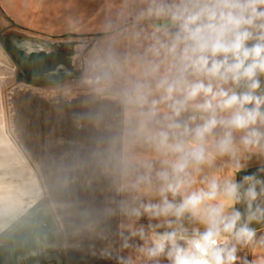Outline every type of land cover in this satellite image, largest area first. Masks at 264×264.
Wrapping results in <instances>:
<instances>
[{
    "label": "clouds",
    "instance_id": "1",
    "mask_svg": "<svg viewBox=\"0 0 264 264\" xmlns=\"http://www.w3.org/2000/svg\"><path fill=\"white\" fill-rule=\"evenodd\" d=\"M107 8L63 89L82 97L87 140L0 209V251L26 259L62 244L112 264H264L241 254L264 250L254 226L264 228V0Z\"/></svg>",
    "mask_w": 264,
    "mask_h": 264
},
{
    "label": "rangeland",
    "instance_id": "2",
    "mask_svg": "<svg viewBox=\"0 0 264 264\" xmlns=\"http://www.w3.org/2000/svg\"><path fill=\"white\" fill-rule=\"evenodd\" d=\"M8 24L9 22H5L0 14V40L4 39L6 43L10 40L34 38L48 42L54 51L65 47L71 52L68 59L74 75L71 80L60 85V92L52 96L49 94L53 88L51 86L36 87L20 81L18 69L9 60L0 44V53L3 56L0 67H9L0 91V135L34 185L43 187L51 179L53 161L87 140L88 130L78 126L75 119L76 114L85 111L81 104L82 97L65 96L63 89L65 87L74 89L76 77L79 75L76 71L79 54L92 40H78L76 37L38 38L16 30ZM4 111L6 122L2 117ZM89 195L87 192L80 193L82 199L89 198ZM58 248L66 264H112L111 261L93 257L86 250L71 245L64 247L61 244ZM241 254L250 257V248L242 250Z\"/></svg>",
    "mask_w": 264,
    "mask_h": 264
},
{
    "label": "crops",
    "instance_id": "3",
    "mask_svg": "<svg viewBox=\"0 0 264 264\" xmlns=\"http://www.w3.org/2000/svg\"><path fill=\"white\" fill-rule=\"evenodd\" d=\"M108 0H0V14L8 25L29 35L60 39L76 37L94 40L108 8ZM258 164L253 160L240 174L255 172ZM258 231H264L254 225ZM264 257V250L250 249L249 259Z\"/></svg>",
    "mask_w": 264,
    "mask_h": 264
},
{
    "label": "flooded vegetation",
    "instance_id": "4",
    "mask_svg": "<svg viewBox=\"0 0 264 264\" xmlns=\"http://www.w3.org/2000/svg\"><path fill=\"white\" fill-rule=\"evenodd\" d=\"M13 41L15 40H10V42L6 43L5 40L2 39L0 40V44L9 60H11L13 65L18 69L17 75L20 78H24L26 77L25 72L35 67V64L32 62V56L42 53L31 54L29 57H25L23 51L19 50ZM53 52L47 53V55ZM1 60H3V56L0 53V62ZM26 60L28 62H26ZM8 69L9 67L7 66L0 67V91L1 84L5 74L8 73ZM71 72L73 73V71ZM33 185L34 183L29 178L27 172L11 153L7 143L0 135V209H2L6 203L15 199H23L26 201L27 194L33 190ZM58 247L49 249L38 256L26 259H22L18 255L10 257L8 253L0 251V264H66V260Z\"/></svg>",
    "mask_w": 264,
    "mask_h": 264
},
{
    "label": "trees",
    "instance_id": "5",
    "mask_svg": "<svg viewBox=\"0 0 264 264\" xmlns=\"http://www.w3.org/2000/svg\"><path fill=\"white\" fill-rule=\"evenodd\" d=\"M63 48L64 49L54 51L49 55L42 53L40 55L32 56V62L35 64V67L32 70L25 72L26 77H22L19 80L36 87H54L57 83L62 85L66 81L71 80V77L63 73L46 76L47 73L55 70L60 65H64L71 70L68 59L71 52L67 51L65 47ZM26 62L28 61L26 60ZM34 78H37L38 80H35Z\"/></svg>",
    "mask_w": 264,
    "mask_h": 264
},
{
    "label": "water",
    "instance_id": "6",
    "mask_svg": "<svg viewBox=\"0 0 264 264\" xmlns=\"http://www.w3.org/2000/svg\"><path fill=\"white\" fill-rule=\"evenodd\" d=\"M16 44V47L19 50H22L25 57H29L31 54H40V53H51L53 52V49L51 48L50 44L46 41L40 40V39H24V40H15L13 41ZM59 73H64L70 77L73 76V73L64 65L58 66L55 70L49 72L46 74V76H52L57 75ZM35 80H38L37 78H34ZM31 86V85H26ZM35 88V87H30Z\"/></svg>",
    "mask_w": 264,
    "mask_h": 264
},
{
    "label": "bare ground",
    "instance_id": "7",
    "mask_svg": "<svg viewBox=\"0 0 264 264\" xmlns=\"http://www.w3.org/2000/svg\"><path fill=\"white\" fill-rule=\"evenodd\" d=\"M35 90L42 92L41 90H38V89H35ZM5 110H6V109H5ZM5 112H6V111H4V115H2V117H4V120H5V122H6ZM2 121H3V120H2ZM29 162H30V161H29ZM31 166H32V163H31ZM32 167H33V166H32Z\"/></svg>",
    "mask_w": 264,
    "mask_h": 264
}]
</instances>
